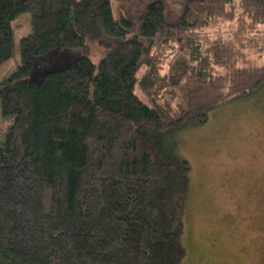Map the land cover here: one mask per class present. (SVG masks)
I'll return each mask as SVG.
<instances>
[{"label":"trees","instance_id":"obj_1","mask_svg":"<svg viewBox=\"0 0 264 264\" xmlns=\"http://www.w3.org/2000/svg\"><path fill=\"white\" fill-rule=\"evenodd\" d=\"M183 4L170 23L149 3L135 32L111 0H0V66L31 22L0 81V264H183L192 166L168 137L261 90L243 45L201 35L264 25V0Z\"/></svg>","mask_w":264,"mask_h":264},{"label":"rangeland","instance_id":"obj_2","mask_svg":"<svg viewBox=\"0 0 264 264\" xmlns=\"http://www.w3.org/2000/svg\"><path fill=\"white\" fill-rule=\"evenodd\" d=\"M160 1L167 20L176 23L184 0ZM151 2L156 0H111V7L116 18L131 19L139 32ZM12 23L16 54L0 66V81L20 62L19 41L31 32L29 13ZM201 36L207 44L222 37L233 47L243 45L245 59L264 65V51L256 49L264 40V25L214 22ZM253 41L257 44L249 45ZM91 47L97 61L101 50ZM135 93L147 101L139 87ZM168 143L192 166L183 216L188 251L183 264H264V85L257 94L211 112L203 128L169 136Z\"/></svg>","mask_w":264,"mask_h":264}]
</instances>
